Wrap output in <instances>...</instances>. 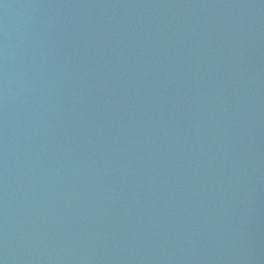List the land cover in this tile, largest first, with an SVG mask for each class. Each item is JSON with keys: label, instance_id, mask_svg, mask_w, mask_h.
Here are the masks:
<instances>
[{"label": "water", "instance_id": "water-1", "mask_svg": "<svg viewBox=\"0 0 264 264\" xmlns=\"http://www.w3.org/2000/svg\"><path fill=\"white\" fill-rule=\"evenodd\" d=\"M0 264H264V0H0Z\"/></svg>", "mask_w": 264, "mask_h": 264}]
</instances>
